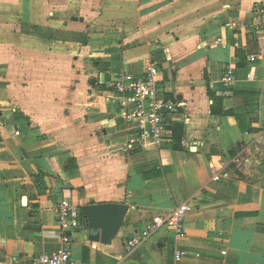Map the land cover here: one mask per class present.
Instances as JSON below:
<instances>
[{"label":"crops","instance_id":"0c3cea01","mask_svg":"<svg viewBox=\"0 0 264 264\" xmlns=\"http://www.w3.org/2000/svg\"><path fill=\"white\" fill-rule=\"evenodd\" d=\"M258 6L0 0V264L60 248L74 264H175L177 251L186 253L179 264H264ZM151 65L158 95L175 107L166 118L169 138L129 149L123 116L134 103L111 83ZM229 67L235 81L224 87ZM222 173L228 176L213 180ZM63 201L80 212L70 233L57 221ZM112 203L128 207L115 239L89 241L82 207ZM182 204L190 210L181 236L161 227L128 252L154 217Z\"/></svg>","mask_w":264,"mask_h":264},{"label":"built area","instance_id":"2783aa9c","mask_svg":"<svg viewBox=\"0 0 264 264\" xmlns=\"http://www.w3.org/2000/svg\"><path fill=\"white\" fill-rule=\"evenodd\" d=\"M258 4L257 15L260 17L263 25L264 36V0H258ZM219 43V41L216 42V44ZM166 60L171 61V58L168 57ZM158 73V67L151 65L139 77L121 72L111 83L112 89L118 96L125 101L134 103V108L123 116L125 125L130 127L125 143L129 149L133 147H145L149 143L160 145L169 138V132L166 128V118L175 112V107L158 95L156 87ZM234 81V68L229 67L222 75L220 83L224 87H230ZM227 176V173L216 174L213 176V180L219 181ZM189 210L188 205L182 204L176 207L167 217H154L152 224L141 233L140 238L135 237L128 241L126 249L129 253L134 252L142 242L146 241L161 227L172 229L177 237L181 236L184 231L185 216ZM55 211L57 221L63 232L70 233L72 230L80 227V212L70 202H61ZM69 240V236L67 235L63 238L64 243H69ZM185 255V252L177 251L174 254L175 264H179ZM24 264H74V262L68 251L60 248Z\"/></svg>","mask_w":264,"mask_h":264},{"label":"water","instance_id":"95a60500","mask_svg":"<svg viewBox=\"0 0 264 264\" xmlns=\"http://www.w3.org/2000/svg\"><path fill=\"white\" fill-rule=\"evenodd\" d=\"M77 21L76 17L71 18ZM128 207L124 204H98L82 207L81 213L91 242L109 245L120 230Z\"/></svg>","mask_w":264,"mask_h":264},{"label":"trees","instance_id":"16d2710c","mask_svg":"<svg viewBox=\"0 0 264 264\" xmlns=\"http://www.w3.org/2000/svg\"><path fill=\"white\" fill-rule=\"evenodd\" d=\"M81 37L84 38V35H81ZM182 132H183V128L182 127H177L176 128V133H175L176 136L175 137H177V135H178V137H181L182 136V134H181ZM174 148H177V147L174 146Z\"/></svg>","mask_w":264,"mask_h":264}]
</instances>
